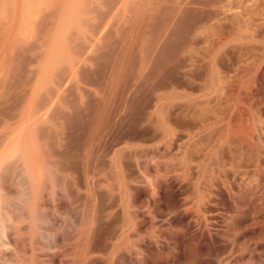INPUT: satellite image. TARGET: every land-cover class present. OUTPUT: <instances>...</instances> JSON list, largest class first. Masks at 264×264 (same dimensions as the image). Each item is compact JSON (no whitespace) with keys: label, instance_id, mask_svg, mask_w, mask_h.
<instances>
[{"label":"rangeland","instance_id":"1","mask_svg":"<svg viewBox=\"0 0 264 264\" xmlns=\"http://www.w3.org/2000/svg\"><path fill=\"white\" fill-rule=\"evenodd\" d=\"M51 1L0 0V28H3L0 29V43L3 42L0 56L4 59L0 58V70H3L0 95L5 100L0 99V113L4 110L8 114L19 106L18 101L22 102L28 88L24 81L31 77H35L33 93L36 92L37 100L45 104L41 105L42 112L45 109L44 113L48 115L51 111L49 115L52 116V112L58 110L59 113L63 108L59 113L62 118L56 113L52 120L46 116L48 123L43 121L44 118L42 123H36L54 134L51 144L36 137L34 125L31 127L26 123L15 131L18 132L20 151L3 159L2 164L8 160L3 164L5 167L0 164V196L8 219L0 242V264H264V198L262 201L250 200L245 206L241 204L243 193L249 197L252 194L250 186L253 182L249 185L241 183L243 160L239 142L243 107L249 109L250 123L255 126L259 123L254 119L255 109L264 107V0L247 3L250 7L245 13L249 16L251 12L254 19L241 15L240 10L244 13L241 0H236L237 3L234 0H185L193 19L188 14L184 19L188 21L184 22L185 29L182 31L177 27L180 30H175L177 34L172 29L161 33V26H158L160 22L162 25L161 12L157 21L148 19L152 9L148 4L153 1L152 6H159L160 0H155L159 5L154 0L147 4L143 0H108L107 7L104 0L103 4L100 0H66L69 4L67 7L65 3V12L62 11L64 4L59 0L61 6L57 3V9H61L62 15H58L55 5L53 10L58 11L55 18L59 16L62 20L53 18L54 21H50L52 29L50 27L47 34L49 28L46 27L51 23L46 25L48 22L43 20L51 15L43 12L51 8ZM113 1L117 5L115 10L113 8L115 13L111 7L115 5ZM223 4L224 9L228 5L230 9L232 6L239 10L231 11V17L235 18L228 17L230 10L227 14L221 7L220 12ZM144 5L148 6V13ZM135 7L145 10L140 11V15L146 12L149 16L145 13L141 20L139 11L134 13ZM91 9L97 13H91ZM210 9L220 16L213 15ZM236 12L240 13H237L239 17ZM41 13L45 15H41L42 18ZM60 21L64 24L60 37L52 43L57 30L53 31ZM101 23L104 24L102 27ZM153 23L158 25L154 27ZM207 23L212 25L211 30L205 29ZM203 24L206 27H201ZM246 26L252 27L251 31ZM41 27L44 34L40 32ZM222 27L228 30L224 31ZM156 29L161 35L168 36L169 41L159 32L155 35ZM191 29L195 30L192 32ZM254 34H258V38ZM154 35L158 38L157 46ZM193 36L194 41L191 40ZM90 37L92 41L88 40ZM144 39L149 40L148 43ZM162 41L168 43L160 45ZM188 41L193 42L189 45ZM40 42L47 44L46 49L35 48L41 45ZM245 42L259 58L262 56L258 59L259 69L255 76L257 86L253 87L247 106L242 99L240 73ZM83 44L88 51L83 48L84 55L81 51L75 53ZM41 50L53 52L54 58L60 56L58 60L65 63V67L60 64L64 68L57 69L59 74L51 75L50 67H45L37 76L32 65L38 70L39 57L33 58L39 56L36 53ZM56 52L59 54L55 55ZM33 54L37 56L33 57ZM76 54H79L77 58ZM72 58L79 64L75 61V67L71 68L67 59ZM60 65L53 64L54 67ZM30 69H34V76L29 77ZM61 71L65 78L56 77ZM48 75L49 79L52 76L53 84L47 79ZM54 82L59 88L63 87V92L57 90ZM47 83L50 85L46 86L49 90L45 89V94L43 88ZM50 87L55 92L53 90L49 96ZM57 92L62 94L58 97L64 98H58ZM44 99L53 102L49 103L51 110ZM12 104L16 106L13 108ZM4 107L6 110L1 109ZM40 111L39 115H42ZM260 118L264 119V111ZM262 135L264 132L260 135L262 150L259 152L264 151ZM12 140H6L2 145L0 160ZM229 158L234 167L238 164L237 169L234 168L236 172L226 166ZM7 209L16 213L10 214ZM8 216L16 218L9 221Z\"/></svg>","mask_w":264,"mask_h":264},{"label":"bare ground","instance_id":"2","mask_svg":"<svg viewBox=\"0 0 264 264\" xmlns=\"http://www.w3.org/2000/svg\"><path fill=\"white\" fill-rule=\"evenodd\" d=\"M44 1V0H43ZM89 1H91L92 2V0H89ZM88 1V2H89ZM101 1V4H103L102 3V0H100ZM100 1H96V2H98L99 4H100ZM111 1V0H110ZM129 1V0H128ZM139 1V0H138ZM142 1V0H141ZM140 1V2H141ZM144 1H146V2H144ZM161 1H162V3H161ZM166 0H160V5H159V1H155L154 0V2H156V3H158L157 5H159V6H156V5H154V6H152V3H153V1H151L150 3L151 4H148V6L149 5H151L150 7H149V9L150 8H152V9H150V12L148 11L149 9L147 8L148 6H146V5H144V6H146L144 9H146L147 8V10H146V12L148 13H151L150 14V16L149 15H147V13H146V17H148L149 16V18L148 19H151V20H153V21H157L156 19H157V17H158V15L160 14V12H161V14L163 15V16H161V19H162V17H163V19H162V25H161V22H160V25H158V26H161V33H166V31H168V30H174V32H175V30H179V29H176L177 27H179L180 28V30H182V29H185V26H184V22H188V21H186V20H184V19H186V17L188 18V14H189V11H188V4H186V3H188V1L186 2L185 0H171V1H168L169 3H171L170 5L168 4V2H165ZM193 1V0H192ZM195 1V0H194ZM216 1V0H215ZM220 1V0H219ZM218 1V2H219ZM254 1V0H253ZM259 1V0H258ZM52 2H53V4H52ZM54 2H56V3H54ZM64 2V3H63ZM114 2V1H113ZM115 2H117L116 0H115ZM114 2V3H115ZM131 2V1H130ZM143 2H144V4L146 3L147 4V2H149V0L147 1V0H143ZM186 2V3H185ZM197 2H198V0H197ZM208 2V1H207ZM224 2H225V0H224ZM234 2L235 3H237L236 2V0H234ZM234 2H231V3H234ZM240 2V1H239ZM249 2V0H241V5L243 6V8H241V6L240 7H238L237 6V4L236 5H234L233 4V6H235V7H238V9H244V13H245V11H248V9H249V4H247ZM59 4V6H61V4L60 3H62V5L64 4V7H63V9H62V11H64L65 12V9L68 7V1L66 2V0H63V1H61L60 0V3H59V0L57 1V0H52L51 1V4H52V6H51V4H50V9L48 8V10H47V12H43V14H46V13H48V15H51L50 17H48V16H46L47 18H50V19H48L47 20V18H46V20L44 19L43 20V22H45V21H47L48 23L46 24V25H48L49 24V22L50 21H54V20H56L57 21V18H58V21L59 20H62L59 16H57V18H55L56 17V12H57V14H58V9H57V5ZM65 3H66V5H67V7L65 6ZM68 3V4H67ZM94 3V2H93ZM104 5L107 7V6H109V1L108 0H104ZM119 3V2H118ZM165 3H167V4H165ZM192 2H190V4H191ZM194 4H196L195 2H193ZM200 3V2H199ZM199 3H197L198 5H200ZM206 3V2H205ZM205 3H204V5H205ZM253 3V2H252ZM95 4H97V3H95ZM120 4V3H119ZM121 4H123V3H121ZM141 4H143V3H139V5H141ZM155 4V3H154ZM164 4H165V6L167 5H169L170 7L169 8H164L165 6H164ZM185 4L186 5H188L187 7L185 6ZM216 4V3H215ZM218 4V3H217ZM216 4V5H217ZM261 4V3H260ZM56 6V9L58 10V11H56V9H54L53 10V6ZM111 5V4H110ZM126 5V4H125ZM125 5H124V7H125ZM206 5H207V3H206ZM209 5H211V4H209ZM208 5V6H209ZM54 6V7H55ZM87 6H89V5H87ZM116 3H115V5L114 6H112L111 5V7H112V11H113V8H114V10H115V8H116ZM133 6H134V4H133ZM166 6V7H167ZM200 6H203V5H200ZM227 8H228V5H225ZM254 6V5H253ZM258 6V5H257ZM256 6V7H257ZM40 7V6H39ZM95 7V9H96V6H94ZM93 7V8H94ZM99 7V6H98ZM110 7V8H111ZM143 7V6H142ZM142 7H139L140 8V10H138V9H136V7L134 8V9H136V11H134V13L136 12H138L137 14H139L140 13V11H145ZM191 7V6H190ZM214 7V6H213ZM213 7H209V8H213ZM221 7L223 8V11L225 10H227V14H228V11L230 10V13L228 14V17H231V15L233 16V12H231L232 10H236V11H239V10H237V8H233L232 6H230L232 9H230V8H225L224 9V4H223V6H220V12H221ZM252 7V6H251ZM255 7V6H254ZM260 7V6H259ZM41 8V7H40ZM88 8V7H87ZM105 8V7H104ZM141 8L143 9V10H141ZM214 8H216V7H214ZM52 9V10H51ZM91 9V13L93 12V13H97V11L96 10H98V9ZM106 9V8H105ZM108 9V8H107ZM201 9V8H200ZM218 9V8H217ZM216 9V10H217ZM102 10V9H101ZM117 10V9H116ZM152 10V11H151ZM205 10H207V9H205ZM1 11V10H0ZM54 13H53V12ZM60 11H61V9H60ZM60 11H59V14L58 15H62V14H60ZM61 11V13H63ZM89 11V10H88ZM100 11V9L98 10V12ZM110 11V10H109ZM108 11V12H109ZM119 11V10H118ZM132 11V10H131ZM210 11H211V9H210ZM224 11V12H225ZM253 11V10H252ZM255 11H256V9H255ZM41 12V11H40ZM49 12H52V14H49ZM114 12V11H113ZM130 12V11H129ZM208 12V11H207ZM212 12V11H211ZM220 12H218V13H220ZM240 12H241V15H243V16H247V18H249V16L250 17H252V19H254L253 17L254 16H251L250 15V13L251 12H249L248 14H249V16L245 13H242L243 11H241L240 10ZM107 13V12H106ZM111 14H112V12H110ZM115 13V12H114ZM145 13H141V15L139 14L138 15V17L139 16H141V17H139L141 20H143L142 18L145 16L144 14ZM191 14H192V12H190ZM214 11L212 12V14L214 15ZM226 13V12H225ZM224 13V14H225ZM240 14L239 12H236V14ZM253 13V12H252ZM258 13H259V11H258ZM42 13L40 14V17H41V15H43ZM68 14V13H67ZM104 14V13H103ZM133 14V13H132ZM137 14H136V17H137ZM160 14V15H161ZM216 14V13H215ZM221 14V13H220ZM227 14H226V16H227ZM237 14V15H238ZM47 15V14H46ZM96 15V14H95ZM100 15H101V13H100ZM108 15H109V13H108ZM130 15V14H129ZM144 15V16H143ZM159 15V16H160ZM217 15V14H216ZM215 15V16H216ZM219 15V14H218ZM218 15L216 16V17H218ZM235 15V14H234ZM240 15V16H241ZM253 15H255V12H254V14ZM257 15V14H256ZM262 15V14H261ZM260 15V16H261ZM43 16H45V15H43ZM107 16V15H106ZM106 16H104V17H106ZM110 16V15H109ZM113 15H111L110 17L111 18H113L112 17ZM120 16V15H119ZM143 16V17H142ZM212 16V15H211ZM211 16H210V18H211ZM220 16V15H219ZM243 16H241V18L243 17ZM259 16V15H258ZM131 17V16H130ZM189 17H190V14H189ZM195 17V16H194ZM223 17V16H222ZM236 17V16H235ZM235 17H231V18H235ZM238 17H239V15H238ZM42 18V17H41ZM45 18V17H44ZM53 18H55L54 20H52ZM60 18V19H59ZM67 18V17H66ZM93 18V17H92ZM110 18V19H111ZM133 18V17H132ZM145 18V17H144ZM159 18V17H158ZM190 18H192V16L190 17ZM200 18V17H199ZM215 18V17H214ZM240 18V20H242ZM245 18V17H244ZM256 18V17H255ZM39 19V18H38ZM84 19H86V18H84ZM91 19V18H90ZM95 19V18H94ZM109 19V18H108ZM129 19V18H128ZM134 19V18H133ZM140 19H139V21L137 20V22H141L140 24H143L142 23V21H140ZM160 19V18H159ZM158 19V20H159ZM193 19V18H192ZM216 19H218V18H216ZM252 19H251V21H252ZM126 20H127V18H126ZM191 20V19H190ZM196 20V19H195ZM207 20L209 21V18H207ZM219 20H221L220 18H219ZM218 20V21H219ZM228 20V19H227ZM232 20H234V19H232ZM231 20V21H232ZM246 20V19H245ZM248 20V19H247ZM260 20V19H259ZM40 21V20H39ZM88 24H89V22H88V20H85ZM94 21V20H93ZM97 21V20H96ZM116 21H117V19H116ZM161 21V20H160ZM257 21V20H256ZM263 21V20H262ZM43 22L41 23V21H40V23L41 24H43ZM134 22V21H133ZM196 22V21H195ZM207 21H205V23H206ZM210 22V21H209ZM208 22V23H209ZM214 22V21H213ZM235 22V21H234ZM255 22V21H254ZM34 23V22H33ZM37 23H39V22H37ZM51 23V25H49V27H46V29H48V31H46V33L48 34V32L50 33V27H51V29H52V22H50ZM54 23V22H53ZM60 24H58V23H56L57 24V26H56V28H55V30L53 31V32H55L56 30V33H55V35H54V38L52 39L53 41H52V43H55V42H57V40H58V38L60 37V34H61V28H63V22L62 21H60L59 22ZM121 23V22H120ZM132 23V22H131ZM148 23V22H147ZM154 23H156V22H154ZM154 23H153V25H154ZM193 23V22H192ZM199 23V22H198ZM208 23H207V27L203 24V26H201V27H206L205 29H209V30H211L212 29V25H209L208 26ZM211 23V22H210ZM3 24V23H2ZM36 24V23H35ZM84 24V23H83ZM87 24V25H88ZM102 24V23H101ZM135 24V23H134ZM139 24V25H140ZM194 24H196V23H194ZM193 24V25H194ZM213 24V23H212ZM215 24V23H214ZM239 24H241V22L239 23ZM239 24H238V26H239ZM242 24H244V22L242 23ZM245 24H246V22H245ZM255 24V23H254ZM263 24V23H262ZM37 25V24H36ZM39 25V24H38ZM90 25V24H89ZM92 25V24H91ZM104 24H102V25H100L101 27L103 26ZM139 25H137V26H139ZM144 25H145V23H144ZM148 25H150V24H148ZM153 25H151V27H153ZM157 25H154V27L155 26H157ZM192 25V26H193ZM199 25V24H198ZM202 25V24H201ZM216 25V24H215ZM218 25V24H217ZM216 25V26H217ZM250 25H252L253 26V24H250ZM260 25V24H259ZM40 26V25H39ZM129 26V25H128ZM131 26V25H130ZM175 26V27H174ZM188 26V25H187ZM195 26H197V25H195ZM193 27V28H196V27ZM215 26V27H216ZM220 26V25H219ZM249 26V25H248ZM248 26H246V28L248 27ZM2 27V26H1ZM38 27V26H37ZM42 27H45L44 26V24L42 25ZM42 27H41V33H42ZM84 27V26H83ZM91 27V26H90ZM134 27V25L132 26V28ZM146 27H147V24H146V26L144 27L145 28V30H146ZM174 27V28H173ZM214 27V28H215ZM218 27V26H217ZM224 27V26H223ZM222 27V28H223ZM240 27V26H239ZM255 27H257L256 25H255ZM40 28V27H39ZM142 28H143V26H142ZM189 28V27H188ZM192 28V27H191ZM200 27H198V29H199ZM221 28V27H220ZM219 27H218V29H220ZM240 28H244V26H241ZM240 28H239V30H240ZM253 28H254V26H253ZM0 29H3V28H0ZM88 29V28H87ZM113 29V28H112ZM130 29V28H129ZM136 29V28H135ZM140 29H141V27H140ZM148 29V28H147ZM150 29V28H149ZM198 29L196 30L197 32H199L198 31ZM201 29V28H200ZM204 29V28H203ZM224 29V31L226 30L225 28H223ZM247 29H252V27L251 28H247ZM257 29V28H256ZM255 29V30H256ZM262 29V28H261ZM45 30V29H44ZM85 30V29H84ZM152 30V29H151ZM179 30V31H180ZM187 30V29H186ZM192 30V29H191ZM195 30V29H194ZM194 30H192V32L194 31ZM202 30V29H201ZM214 30H216V28L214 29ZM222 30V29H221ZM228 30V29H227ZM226 30V31H227ZM254 30V32H256ZM86 31V30H85ZM110 31V30H109ZM136 31V30H135ZM148 31V30H147ZM146 31V32H147ZM183 31V30H182ZM181 31V32H182ZM195 31V32H196ZM240 31H243V30H240ZM251 31V30H250ZM259 31H260V28H259ZM0 32L2 33V31L0 30ZM111 32V31H110ZM109 32V33H110ZM139 32H140V30H139ZM138 32V33H139ZM149 32V31H148ZM155 32H156V34L155 35H157V32H159L160 33V30L159 31H157V29L155 30ZM169 32V31H168ZM178 32V31H177ZM177 32H175L176 34H177ZM186 32V31H185ZM217 32V31H216ZM223 32V31H222ZM249 32V31H248ZM262 32V31H261ZM0 33V35L2 36V34ZM45 33V31L42 33V34H44ZM92 33V32H91ZM120 33V32H119ZM124 33V32H123ZM130 33V32H129ZM161 33H160V36H163V35H161ZM191 33V32H190ZM189 33V34H190ZM227 33V32H226ZM251 33H253V32H251ZM250 33V34H251ZM257 33V32H256ZM255 33V34H256ZM46 34V35H47ZM97 32H96V36H97ZM104 34V33H103ZM121 34V33H120ZM149 34H152L151 33V31L149 32ZM154 34V33H153ZM171 34V33H170ZM170 34H168V35H170ZM174 34V33H173ZM179 34H180V32H179ZM189 34H188V37H189ZM195 34H197V33H195ZM249 34V33H248ZM254 34V35H255ZM258 34H259V32H258ZM258 34L257 35H255L254 37H256L257 36V38H258ZM45 35V36H46ZM92 35V34H91ZM94 35V34H93ZM129 35V34H128ZM155 35H154V37H155ZM219 35H221V33L219 34ZM223 35H224V33H223ZM260 35V34H259ZM264 35V34H263ZM49 36V35H48ZM48 36L47 37H43L44 39H47L48 38ZM86 36H88V35H86ZM95 36V35H94ZM93 36V37H94ZM96 36L94 37V38H96ZM139 36V35H138ZM137 36V37H138ZM142 36V35H141ZM165 36V35H164ZM190 36H191V34H190ZM242 36V35H241ZM240 36V37H241ZM250 36V35H249ZM253 36V35H252ZM51 37V36H50ZM113 37V36H112ZM119 37V36H118ZM149 37V36H148ZM152 37V36H151ZM153 37V38H154ZM166 37V36H165ZM187 37V38H188ZM194 37L195 36H193V38H191V40H193L194 39ZM199 37V36H198ZM203 39H205V38H207L206 36H201ZM205 37V38H204ZM88 38V37H87ZM91 38L92 37H90V39H88V40H91ZM99 38V37H98ZM127 38V37H126ZM140 38V37H139ZM156 38V40L155 39H153V43H154V40H155V44H156V41H158V38H157V36L155 37ZM168 38V36L166 37V39ZM0 39H1V37H0ZM147 39V38H146ZM146 39H144V41H145V43H146ZM161 39V38H160ZM165 39V40H166ZM208 39V38H207ZM220 39V38H219ZM243 39V38H242ZM124 40V39H123ZM162 40H163V38H162ZM168 41H169V39H167ZM184 40V39H183ZM187 40V39H186ZM197 40H198V38H197ZM256 40V39H255ZM42 41V40H41ZM45 41V40H44ZM46 41H49V39L48 40H46ZM45 41V42H46ZM92 41V40H91ZM143 41V40H142ZM143 41V42H144ZM149 41V40H148ZM148 41H147V43H148ZM151 42L150 43H152V39L150 40ZM164 41V40H163ZM163 41L162 42H160V43H162V44H160V45H165V44H167L168 42L166 41V43L164 42L163 43ZM189 41H190V38H189ZM188 41V42H189ZM194 41V40H193ZM192 41V42H193ZM213 41V40H212ZM220 41H222V38H221V40ZM73 42V41H72ZM75 42V41H74ZM90 42V41H89ZM191 42V43H192ZM249 42V41H248ZM41 43V42H40ZM43 43V42H42ZM41 43V45L40 46H35V48L36 47H38V48H40V47H45V49H46V47H47V44L46 43H44V44H42ZM48 43V42H47ZM91 43V42H90ZM126 43V42H125ZM142 43V42H141ZM149 43V45L148 46H150L151 44ZM158 43V42H157ZM186 43H187V41H186ZM190 42H189V45L191 44ZM195 43H197V42H195ZM194 43V44H195ZM206 43H208V45H209V42L208 41H206ZM212 43H214V41L212 42ZM246 43V42H245ZM45 44H46V46H45ZM86 44V43H85ZM102 44V43H101ZM139 44V43H138ZM155 44H153L152 46L154 47L155 46ZM216 44V43H215ZM215 44H213V45H215ZM3 45V42H1L0 43V46H2ZM99 45V44H98ZM103 45H105V44H103ZM212 45V44H211ZM243 45V44H242ZM241 45V46H242ZM249 45V44H248ZM52 46V45H51ZM84 44L81 46V48L79 49V47L80 46H78V48L77 49H79V51H74L75 53L77 52H79L80 53V51L82 50L83 51V48L86 50V47L84 46ZM156 46H157V44H156ZM188 46V45H187ZM194 46V45H193ZM71 47V46H70ZM73 47V46H72ZM88 47H89V45H88ZM107 47V46H106ZM109 47V46H108ZM107 47V48H108ZM251 47V46H250ZM254 47H256V46H254ZM11 48V47H10ZM90 48V47H89ZM88 48V49H89ZM95 48V47H94ZM34 49V48H33ZM42 49H44V48H42ZM104 49V48H103ZM146 49H148V48H146ZM260 49V48H259ZM37 50V49H36ZM40 50V49H39ZM57 50H59V46H58V49ZM68 50H69V48H68ZM73 50V48L71 49V51ZM110 49H108V51H109ZM113 50V49H112ZM250 50V51H249ZM252 49H249L248 48V46H247V43H246V47H244V49H243V54H242V58H240V59H242V62H241V67H240V73H241V75H242V78H243V87H242V99H243V102L246 104V106L249 104L248 102H249V100H250V96L252 95L251 93H252V91H254L253 90V87H255V86H257V78L255 77V76H257L256 75V73H257V69H259L258 68V59H260V58H262V56L259 58V54H256L255 53V51L253 50V51H251ZM257 50H258V47H257ZM263 50V49H262ZM261 50V51H262ZM34 51V50H33ZM41 51H43V50H41ZM37 52L36 54L37 55H39V56H37V55H34L33 54V57L34 56H37V57H34L33 59H35V58H38L39 57V59H38V64H36L37 66H39L38 67V70L36 69V66H34V65H32L33 67H35L34 69L37 71V76L38 75H40L41 73H42V70H44V68L45 67H50V69H49V71H50V73L49 74H51V75H54V74H56V73H58L59 74V71H57V69L59 70V69H61V68H64L65 66H64V64L65 63H63L62 64V62H59V60H58V58L60 57V56H58V57H55L58 61H55L56 59L53 57V52L51 53L50 51H46L45 50V52L43 51V53L42 52ZM81 51V52H82ZM88 50H86V52H87ZM98 51V50H97ZM149 51V50H148ZM241 51V50H240ZM258 51H260V50H258ZM4 52V51H3ZM59 52V51H58ZM73 51H72V53H74ZM85 51H84V53H86ZM101 52V51H100ZM143 52V51H142ZM38 53H41V54H38ZM74 53V54H75ZM259 53V52H258ZM262 53V52H261ZM264 53V52H263ZM43 54V55H42ZM59 54V53H58ZM57 54V52H56V54L55 55H58ZM73 54V55H74ZM82 54H83V52H82ZM96 54V53H95ZM100 54V53H99ZM114 54V53H113ZM79 55V54H78ZM78 55L76 54V58L78 57ZM84 55V54H83ZM83 55H81V57L83 56ZM89 55V54H88ZM116 55V54H115ZM145 55V54H144ZM2 56L3 55H1L0 56V58H2ZM75 56V55H74ZM97 56V55H96ZM52 58H53V60H52ZM142 58V57H141ZM64 59V58H63ZM73 59V58H72ZM72 59H70V60H68L67 59V61L70 63V66H71V68L74 66V65H76V64H74L75 63V61H74V59L72 60ZM80 59V58H79ZM84 59H85V57H84ZM1 60H4L3 58L1 59ZM118 60V59H117ZM55 61V63H57V66H58V63H59V65L60 64H62V66H64V67H61V65L59 66V67H54L53 66V64H55V63H53ZM73 61V62H72ZM0 62H2V61H0ZM26 62V61H25ZM66 62V61H65ZM76 62H78V61H76ZM147 62V61H146ZM5 63V62H4ZM27 63V62H26ZM25 63V64H26ZM142 63H144V62H142ZM141 63V64H142ZM23 64V63H22ZM78 64H79V62H78ZM140 64V66H142ZM145 64V63H144ZM24 65V64H23ZM28 65V64H27ZM1 66V65H0ZM52 67H54L53 69H52ZM75 67V66H74ZM40 68V69H39ZM143 68V67H142ZM0 69H2L1 67H0ZM3 69H4V67H3ZM34 69H30V71L28 72V73H30V75H29V77H31V75L32 76H34ZM137 69V68H136ZM33 70V71H32ZM56 72H55V71ZM62 70V69H61ZM65 70V69H64ZM72 70V69H71ZM107 70V69H106ZM117 70V69H116ZM140 70V69H139ZM1 72L0 73H2V71L3 70H0ZM28 71V70H27ZM52 71V72H51ZM66 71V70H65ZM64 71V73H67V72H65ZM74 71V70H73ZM69 72V71H68ZM47 74H48V72H47ZM57 74V76L56 77H58V78H62V77H59V76H63V73H62V71H61V74L60 75H58ZM68 74V73H67ZM71 73L69 72V74L68 75H70ZM139 74V73H138ZM2 75V74H1ZM9 75H11V74H9ZM66 76V77H69V76ZM108 75V74H107ZM8 76V75H7ZM23 76V75H22ZM49 76L50 75H48L47 76V79H49ZM16 77H17V75H16ZM16 77H15V79H16ZM64 77V76H63ZM136 77V76H135ZM134 77V78H135ZM11 78V77H10ZM23 78V77H22ZM32 78V77H31ZM30 78V80H25L24 81V83L26 84L25 86H27L28 88H27V90L24 92V96L22 97V102L20 103V101H18L19 102V106L18 107H16L15 109H12V111H9V109H10V106H7L6 108H8L9 107V109H8V111H9V113L7 114L6 113V111L5 112H3L4 110H1L3 113H5V114H3L2 112V114L0 113V116L1 115H4V116H2V118H0V150H1V147H2V145L3 144H5V141L6 140H12L13 138V140L10 142V144H8V146H7V148H6V150L4 151V153H3V158L1 157V160H0V164H2V161H3V159L5 158V157H10V156H13V155H15L16 153H18L20 150H19V137L16 135L18 132H15V131H17V129L19 128V127H21L22 125H25L26 123L28 124V126H33V128H34V130H33V132L35 131H37L36 133H35V135L36 134H38V135H36V137H41V138H43L42 139V141L43 140H45L47 143H50L51 144V141L50 140H52V138H53V136H54V134L53 133H50L49 132V128H44V127H41V124L40 125H36V123L37 122H41V120H42V118H44L45 120H43V121H46L45 123H48L47 122V119H51V118H53L52 116H55L54 114H56V113H58V110H56L55 111V109H54V114H53V112H52V116H50L49 114H50V112H49V116L48 115H46L45 113V109H43V112H42V109H40V108H42L41 107V105L42 104H44V103H42V102H40L41 100H37V98H39L38 96L36 97V92L35 93H33V79L35 78H33V79H31ZM57 78V79H58ZM65 78V77H64ZM106 78V77H105ZM29 79V78H28ZM46 79V80H47ZM50 79L51 80H53V78H52V76L50 77ZM49 79V80H50ZM54 79H55V76H54ZM68 79V78H67ZM112 79V78H111ZM116 79V78H115ZM263 79V78H262ZM50 80V82L52 83L53 81H51ZM56 80V79H55ZM60 80V79H59ZM264 80V79H263ZM1 81V80H0ZM16 81V80H15ZM21 81V80H20ZM65 81V80H64ZM64 81H62L63 82V84H64ZM66 82V81H65ZM261 82H262V80H261ZM46 83V82H45ZM56 83H58V80H56ZM59 83H61L60 81H59ZM3 84V83H2ZM1 84V85H2ZM18 84V83H17ZM53 84V83H52ZM54 84H55V82H54ZM62 84V85H63ZM262 84V83H261ZM0 85V86H1ZM50 85V84H49ZM48 85V83L47 84H45V87L47 86H49ZM3 86H5V85H3ZM55 86L57 87V90L59 89H61V88H63V87H58L57 86V84H55ZM260 86V85H259ZM258 86V87H259ZM20 87V86H19ZM47 87L46 88H43L44 90L45 89H47ZM263 87V86H262ZM261 87V88H262ZM52 87H50V91L48 92L49 94V96H50V92L52 93L53 92V90H54V88L53 89H51ZM4 89V88H3ZM2 89V90H3ZM259 89V88H258ZM47 90H49V88L47 89ZM47 90H45L44 92H45V94H46V92H47ZM58 90V91H59ZM60 91H62V89L60 90ZM2 92H4V91H2ZM41 92V95L42 94H44V93H42V91H40ZM54 92H55V90H54ZM63 92V91H62ZM60 93V92H59ZM57 94V97L59 96V95H62L61 93L60 94H58V92L56 93ZM55 94V95H56ZM4 95H5V93H4ZM23 95V94H22ZM7 96V95H6ZM12 96V95H11ZM40 96V95H39ZM44 96V95H43ZM64 96V95H63ZM16 97V96H15ZM3 99L4 100V96L3 95H0V99ZM9 98V97H8ZM21 98V97H20ZM19 98V99H20ZM52 97H50V99H51ZM55 97L53 96V98L52 99H54ZM58 98H60V99H62V98H64V97H62L61 98V96L60 97H58ZM57 98V99H58ZM253 98V97H252ZM255 98V97H254ZM7 99V98H6ZM41 99H43V97L41 98ZM50 99H49V101H50ZM52 99H51V101H52ZM54 100H56V99H54ZM53 100V101H54ZM64 100V99H63ZM63 100H61L60 102L61 103H63L64 104V102H63ZM5 101V100H4ZM3 101V102H4ZM16 101V100H15ZM58 101H59V99H58ZM65 101V100H64ZM72 101V100H71ZM13 102H14V100H13ZM17 102V103H18ZM44 102H46V99H44ZM66 102V101H65ZM77 102V101H76ZM50 103V102H49ZM49 103L48 102H46V106H47V104L49 105ZM52 104H53V102H51ZM51 103H50V105H51ZM54 103H55V101H54ZM57 103V102H56ZM6 104V103H5ZM45 105V104H44ZM50 105H49V107L47 106V108L48 109H50L51 107H50ZM55 105V104H54ZM53 105V106H54ZM57 105V104H56ZM253 105V104H252ZM5 106V105H4ZM16 105H14L13 106V104H12V107L14 108ZM43 106V105H42ZM75 106V105H74ZM245 106V105H244ZM1 107V106H0ZM56 107V106H55ZM6 108L4 107V108H1V109H5L6 110ZM58 108V107H57ZM244 108V110L242 111V124H241V129H240V135H239V142H240V146H242V154H241V158H242V160H243V164L241 165V174H240V178L242 179V182L241 183H245V184H247V185H249V183L252 181L253 183V186H250V187H252L251 189H252V194L250 195V197L248 196V194H246V193H243L242 194V197H241V204H242V206H245L250 200H252V201H254V200H263V198H264V151L262 152V151H260V152H262L261 154L263 155V156H260L261 154H260V152H259V150L261 149L262 150V146H260L259 144H261V141H260V135L262 134V132H264V119L262 120L260 117H261V115H262V113H263V111H264V107H257L256 109H255V112L257 113V115H256V117L254 118V119H257V122H259V123H256V126L255 125H251V115H250V111H249V109L248 108H246V107H243ZM61 109V108H60ZM41 110V111H40ZM51 110V109H50ZM62 110H63V108H62ZM62 110H61V112H62ZM39 111L42 113V115H39ZM72 111V110H71ZM45 112V113H44ZM61 112H59V113H61ZM255 112H254V114H255ZM58 113V115H59V117L60 118H62L61 116H62V114H59ZM43 114H45V116L44 117H42L43 116ZM74 114V113H73ZM61 115V116H60ZM67 115V114H66ZM69 115V114H68ZM71 115V114H70ZM76 115V114H75ZM46 116H47V119H46ZM64 116V115H63ZM58 117V116H57ZM66 118V116L65 117H63V119H65ZM69 118V117H68ZM53 119H55V117L53 118ZM72 119H74V118H72ZM52 120V119H51ZM50 120V121H51ZM57 120V122L59 123V121H58V119H56ZM94 120V119H93ZM54 121V120H53ZM63 121V120H62ZM67 121H69V120H67ZM96 121V120H95ZM56 121H54V123H55ZM65 122V121H64ZM252 122H253V120H252ZM42 123V122H41ZM68 122H66V124H67ZM73 123H74V121H73ZM57 124V123H56ZM56 124H55V126H56ZM69 124V123H68ZM255 124V123H254ZM263 124V125H262ZM62 125V124H61ZM89 125V124H88ZM94 125V124H93ZM50 127L49 125H45V127ZM59 126V125H58ZM66 126V125H65ZM94 126H96V124L94 125ZM251 126H255V127H251ZM53 127V126H52ZM52 127H51V129H52ZM60 127V126H59ZM68 127V126H67ZM65 128V127H64ZM93 127H92V129H90V130H92V134L94 133L93 132ZM95 129H96V127H95ZM239 129V128H238ZM53 130V129H52ZM67 130V129H66ZM54 132V131H53ZM56 133H57V131H56ZM59 133V132H58ZM57 133V134H58ZM236 134V135H237ZM29 135V134H28ZM60 135V134H59ZM58 135V136H59ZM263 136V135H262ZM29 137V136H28ZM55 137V136H54ZM94 137V136H93ZM264 137V136H263ZM12 138V139H11ZM60 138V137H59ZM238 138V137H237ZM29 139V138H28ZM53 139H55V138H53ZM264 139V138H263ZM37 140H39V138H37ZM62 140V139H61ZM231 140V139H230ZM41 141V142H42ZM50 141V142H49ZM262 141H264V140H262ZM233 141H231V143H232ZM40 144V143H39ZM48 145V144H47ZM231 145V144H230ZM41 146V145H40ZM47 147V146H46ZM51 147V146H50ZM259 147V148H258ZM49 148V147H48ZM52 148V147H51ZM47 150V149H46ZM51 150V149H50ZM263 150H264V148H263ZM53 151H54V149H53ZM239 151V150H238ZM48 153L50 154V152L48 151ZM81 154V153H80ZM236 154V153H235ZM45 155V154H44ZM17 156V158H18V155H16ZM52 156V155H51ZM232 156V155H231ZM230 157V156H229ZM231 158V157H230ZM229 158V159H230ZM225 159V158H224ZM229 159H227L228 161H229V163H227V165H226V163H225V165L226 166H229L230 167V169H232V171L233 172H236L235 171V169L234 168H236V166L238 165L237 164V162H236V166L234 167L232 164L233 163H231V159L229 160ZM234 159H236V158H234ZM13 160V159H12ZM14 160H15V158H14ZM45 160H47V159H45ZM52 160V159H51ZM241 160V159H240ZM240 160H238V161H240ZM241 160V161H242ZM8 161V160H7ZM6 161V162H7ZM240 161V162H241ZM6 162H4V163H6ZM16 162H17V160H16ZM20 162V161H19ZM51 162V161H50ZM53 162V161H52ZM56 162V161H55ZM58 162V161H57ZM56 162V163H57ZM219 162V161H218ZM226 162V161H225ZM234 162V161H233ZM3 163V164H4ZM12 163V162H11ZM54 163V162H53ZM219 163H221V162H219ZM235 163V162H234ZM2 164V165H3ZM229 164V165H228ZM240 164V163H239ZM19 165V164H18ZM212 165H214V163L212 164ZM4 167H5V165H3ZM11 166V165H10ZM65 166V165H64ZM3 167V168H4ZM13 167V166H12ZM22 167H24V166H22ZM27 167V166H26ZM229 167H228V172H229ZM238 167V166H237ZM213 168V167H212ZM225 168V167H224ZM240 168H239V170H240ZM0 169H2L1 167H0ZM7 170H9L8 168H6ZM11 169V168H10ZM214 169V168H213ZM212 169V170H213ZM220 169V168H219ZM237 169V168H236ZM26 170V169H25ZM24 170V171H25ZM3 171V170H2ZM6 171V170H5ZM30 171V172H29ZM10 172V171H9ZM28 172L31 174V170L30 169H28ZM216 172V171H215ZM214 172V173H215ZM227 172V173H228ZM38 173V172H37ZM213 173V172H212ZM231 171H230V175H231ZM6 174V173H5ZM221 174V173H220ZM229 174V173H228ZM238 174V175H239ZM19 175V174H18ZM233 175V174H232ZM13 176V175H12ZM26 177H27V175H26ZM38 177V176H37ZM25 178V177H24ZM27 178H29V175H28V177ZM30 178H31V176H30ZM227 178V177H226ZM230 178H232V177H230ZM23 180V179H22ZM30 180V179H29ZM229 181V180H228ZM231 181V180H230ZM241 181V180H240ZM16 182V181H15ZM20 182V181H19ZM31 182H33L32 181V179L30 180V183ZM13 183V182H12ZM17 183H18V181H17ZM251 184V185H252ZM27 185V184H26ZM244 185V184H243ZM23 186H25V185H23ZM245 186V185H244ZM28 187V186H27ZM243 187V186H242ZM8 188V187H7ZM1 189V188H0ZM251 189H250V191H251ZM0 192H1V190H0ZM21 193H23V191H21ZM240 193V192H239ZM250 194V193H249ZM94 197V196H93ZM239 197V196H238ZM232 198V197H231ZM17 200V199H16ZM21 201V200H20ZM26 202V201H25ZM236 203V202H235ZM258 203H260V202H258ZM260 204H262V203H260ZM12 205H14V204H12ZM93 206V205H92ZM250 206V205H249ZM255 206V205H254ZM264 206V205H263ZM240 207V206H239ZM252 207V206H251ZM4 205H3V202H2V199H1V196H0V242L2 241L1 239V237L2 236H4V230H5V228H6V226H4V223L8 220L6 217H7V215H5V213L3 212L4 211ZM14 208V207H13ZM243 208V207H242ZM12 209V208H11ZM254 209H256V208H254ZM263 209V208H262ZM8 210V211H7ZM7 210H5V211H7V212H10L9 211V209H7ZM15 210V209H14ZM260 211H261V209H260ZM12 212H14L13 210H12ZM12 212H10V214H12ZM14 213H16V212H14ZM19 213V212H18ZM14 215V214H13ZM262 216V215H261ZM9 217V216H8ZM18 217V216H17ZM19 217H20V215H19ZM18 217V218H19ZM9 218H11V217H9ZM14 218H16L15 216H14ZM14 218L12 219H9V221L10 220H14ZM258 218V217H257ZM7 219V220H6ZM6 220V221H5ZM260 221H262V219L260 220ZM13 223H14V221H13ZM5 227V228H4ZM215 239V238H214ZM1 244V243H0ZM214 246H215V244H213ZM2 246V245H1ZM1 248V247H0ZM77 250V249H76ZM78 250H79V248H78ZM1 251V250H0ZM78 252V251H77ZM76 252V253H77ZM80 252V251H79ZM78 252V253H79ZM1 255H2V253H0ZM78 254H76V256H77ZM1 257V256H0ZM5 261V260H4ZM4 261H3V263H4ZM6 262V261H5ZM24 263H26V261H24ZM23 264V263H22ZM27 264V263H26Z\"/></svg>","mask_w":264,"mask_h":264}]
</instances>
